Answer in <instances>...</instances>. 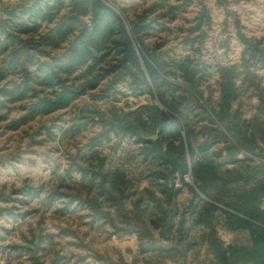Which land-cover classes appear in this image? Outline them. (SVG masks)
Returning a JSON list of instances; mask_svg holds the SVG:
<instances>
[{"label":"trees","instance_id":"obj_1","mask_svg":"<svg viewBox=\"0 0 264 264\" xmlns=\"http://www.w3.org/2000/svg\"><path fill=\"white\" fill-rule=\"evenodd\" d=\"M103 1L0 0V111L9 104H28L9 131L38 116L76 109L84 97L92 104H110L108 109H79L70 130L81 134L100 127L101 136L90 146L96 153L71 155L57 190L44 202L63 205L58 213L86 210L93 224L135 234L146 264L186 257L205 243L210 256L219 250L220 231L242 236L245 243L229 245L232 255L250 257L259 249L249 245L264 242V213L258 207L264 201V163L256 151L264 144V40L238 33L240 63L215 67L218 98L213 100L211 76L192 54L166 62L146 43L163 18L177 20L186 5L159 0L130 22L129 30ZM209 21V10L202 5L188 35L201 32ZM204 40L201 32L186 44L196 52ZM144 96L152 103L135 110L127 103L129 111L117 105L121 97ZM245 98L256 99L249 116ZM101 144L109 149L98 152ZM124 144L134 148L126 153ZM238 152L257 159L233 158ZM73 173L81 181L70 188L66 182ZM189 173L194 186L184 180ZM185 188L192 198L182 205L178 198ZM43 189L23 193L38 198ZM213 224L209 237L204 228ZM49 239L31 230L30 237L23 235L22 243L12 248L33 264H43L40 254ZM216 259L227 264L223 254Z\"/></svg>","mask_w":264,"mask_h":264},{"label":"rangeland","instance_id":"obj_2","mask_svg":"<svg viewBox=\"0 0 264 264\" xmlns=\"http://www.w3.org/2000/svg\"><path fill=\"white\" fill-rule=\"evenodd\" d=\"M15 3L17 0H6ZM159 0H156V2ZM111 9L117 12L129 28L130 22L136 20L143 12L134 14L133 10L122 7L120 0L103 1ZM201 3L209 10L210 21L206 23L201 32L205 33L203 46L196 52L191 51L186 44L188 38L197 37L198 32L188 35V30L195 26V19L201 11ZM251 4V9L245 5ZM185 10H181L177 20L171 21L167 17L163 18L156 27L152 36L147 37L146 43L151 49H155L159 58L166 62H174L182 57L192 54L195 61L199 62L201 69H205L210 74V81L213 93V100L218 98V77L215 73L217 65L238 64L240 63L243 47L239 42L237 35H243L255 39L264 40V6L259 5L255 0H215L213 4H207L204 0H179L176 4ZM152 16L151 18H153ZM198 51V52H197ZM12 80V79H11ZM261 84L264 88V74H261ZM209 91H205L208 94ZM244 110L249 116L251 109L256 104V99L245 98ZM154 102V101H153ZM130 105L131 110L138 106L152 103L150 96L141 98H124L118 107ZM27 103L9 104L5 110L0 111V117L6 116L5 120L0 121V181L3 182L4 191L0 192V252L3 253L5 264H21L27 261V264H33L29 257L18 256L13 250L14 245L22 243L23 235L30 237L31 230H35L36 235L43 232L50 235L46 252L40 254L43 258L40 260L43 264H50L53 259L58 258V264H86L91 258L90 255H81L80 253H95V259L104 261V256L99 254L97 249L104 251L111 250V244L115 237L121 245L127 244L135 238V250L139 254L138 239L135 234H117L109 225L93 224L88 217V211L77 209L72 212H61L63 205L56 204L48 207L42 199L46 185L43 186V193L38 198L24 194L23 191H29L36 186L32 178L37 175V169L52 176H60L69 167L70 157L76 153L88 154L96 153L94 145L97 138L101 136L102 129L98 126L88 127L81 134H74L71 126L74 124V117L85 105H91V108L108 109V102H98L92 104L90 98L84 97L76 103V109L70 108L64 111L54 113L49 116H38L36 119L28 122L17 131H9L8 126L19 120L25 111L21 109ZM160 105V102H157ZM28 105V104H27ZM28 107V106H27ZM90 107V106H89ZM158 138V137H157ZM99 143V142H97ZM126 153H129L134 147L124 144ZM109 149V145L101 144L97 151ZM60 157L59 160L54 159ZM83 157V156H82ZM81 157V158H82ZM90 158V157H88ZM88 158H85L88 160ZM119 157H117L118 159ZM43 166V167H41ZM81 177L73 173L68 178L66 184L74 188L75 183L80 182ZM190 184L194 186L192 179ZM19 186H16V185ZM189 184V183H187ZM70 193L69 191H65ZM10 193V194H9ZM192 198L188 189H184L179 196L178 202L187 205ZM57 210V211H56ZM10 213V214H9ZM219 214L218 223H221ZM220 236L225 240H233L234 244L245 243L242 236L233 233L220 231ZM130 250V249H128ZM58 254V255H57ZM207 254L203 247L187 253L186 257H177L174 260H163L159 264H177V260L183 264H205L207 259L201 260V255ZM106 264V261H105Z\"/></svg>","mask_w":264,"mask_h":264},{"label":"clouds","instance_id":"obj_3","mask_svg":"<svg viewBox=\"0 0 264 264\" xmlns=\"http://www.w3.org/2000/svg\"><path fill=\"white\" fill-rule=\"evenodd\" d=\"M156 0H120V4L122 7H127L131 10H133L134 14H139L140 12H143L145 8L150 7L151 4L155 3ZM169 4H176L179 2V0H168ZM207 4H213L215 3V0H204ZM231 3L232 0H229ZM256 3H258L261 6H264V0H255ZM241 3L244 4V0H241ZM246 7L251 9V4L245 5ZM252 11H255V9H251ZM79 33H76L78 35ZM74 38V37H73ZM123 107V105H121ZM115 140V137H114ZM177 149L180 148V144L177 143L175 145ZM260 154V161L261 163H264V144H260V147L256 150ZM252 155L248 152H238L233 153V158H243L244 156ZM226 158L227 154H226ZM54 159L59 160L60 157H55ZM253 161H256V156L252 155ZM43 167V166H41ZM231 168H238L243 169L246 168L247 165H230ZM37 175H35L32 178V182L39 186L41 184L46 185L45 192L42 194V199L46 198L50 192L57 190V186L62 179V176H52L49 173H44L37 169ZM131 179V177H129ZM171 183V181H169ZM3 182L0 181V192L4 191L2 187ZM177 184L180 187H183V184L180 183L179 178L177 179ZM16 186H19L18 184ZM10 194V193H9ZM0 207H4V205L0 204ZM259 209L262 213H264V201H262L259 204ZM0 224H3V221H0ZM216 227L215 224L210 225L208 227L204 228V232L210 237L212 234V229ZM237 231H240L237 229ZM217 232H219V229H217ZM235 242L233 240H225L223 237H221V243L219 250L210 256L207 254L201 255V260H211L212 264H225V260H218L216 259L217 256H220L221 254L224 255L226 258L227 264H264V242H253L249 245L251 248H258L259 251L255 252L250 257L244 258L242 260H238L235 256L232 255L233 249L229 247L230 244H234ZM135 238L132 239L131 242L127 244L121 245L119 241L116 240V238H113V242L111 244V250L110 251H104L101 249H97L99 251V254L104 256V261H99L95 259V253H80L81 255H90L91 258L86 262V264H105V261L108 262V264H143V261L140 257H138L135 247ZM208 247V244H204V248L206 249ZM130 249V250H128ZM43 257L41 256L40 259ZM0 264H5V259L3 258V253L0 252ZM21 264H27V261L21 262ZM72 264H75L73 261ZM177 264H183L182 261L179 259L177 260ZM198 264V262H197Z\"/></svg>","mask_w":264,"mask_h":264},{"label":"built area","instance_id":"obj_4","mask_svg":"<svg viewBox=\"0 0 264 264\" xmlns=\"http://www.w3.org/2000/svg\"><path fill=\"white\" fill-rule=\"evenodd\" d=\"M184 180L186 183L193 184L192 183V177H191L190 173L184 176Z\"/></svg>","mask_w":264,"mask_h":264},{"label":"water","instance_id":"obj_5","mask_svg":"<svg viewBox=\"0 0 264 264\" xmlns=\"http://www.w3.org/2000/svg\"><path fill=\"white\" fill-rule=\"evenodd\" d=\"M152 140H157V136H154L151 138Z\"/></svg>","mask_w":264,"mask_h":264}]
</instances>
